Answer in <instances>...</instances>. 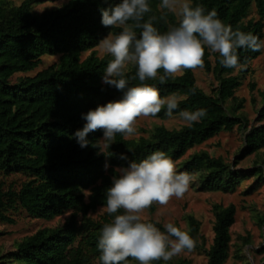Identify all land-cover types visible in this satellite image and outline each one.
Segmentation results:
<instances>
[{
    "label": "trees",
    "instance_id": "trees-1",
    "mask_svg": "<svg viewBox=\"0 0 264 264\" xmlns=\"http://www.w3.org/2000/svg\"><path fill=\"white\" fill-rule=\"evenodd\" d=\"M56 1L60 0H24L15 5L0 0V177L13 174L27 177L18 190H4L0 185V221L13 224L8 214L18 209L33 219L45 221L67 213L71 215L60 226L39 229L16 241L9 251L0 255V264H101L97 247L101 229L111 223L114 216L106 212L94 219L90 214L106 207L105 190L111 186L115 168L127 167L131 161L139 162L157 150L173 160L177 173L187 172L193 177L200 174L198 192L231 194L244 181L252 179L244 193L249 195L264 184V103L257 119L262 124L249 130V121L235 113L243 107L244 101L237 99L236 92L243 85L247 70L234 75L237 69L223 67L219 55L213 65V53L207 47L204 68L200 70L214 75L218 83L214 95H208L197 85L195 70L186 69L164 83H160L159 78L145 81L156 87L161 97L175 93L180 98L179 108L172 117L178 116L180 110L205 109L207 114L199 122L179 129L158 125L148 137L137 139H125L117 134L115 143L104 154H98L99 149L95 147L103 137V130H96L86 137L88 147L81 148L74 133L86 123L82 114L122 97L121 92L102 82L104 69L112 57H99L95 51L97 43L110 31L114 34L120 31L101 24V9L121 0L108 3L65 0L67 2L58 8L33 14L35 5ZM160 2L148 0L152 12L146 14L145 19L155 16L154 26L164 33L169 27L177 26L178 19L161 9ZM191 4L203 6L206 13L215 10L217 18L233 31L252 33L264 40V0H191ZM253 7L259 17L257 20L250 18ZM136 31L139 36L140 30ZM89 51L91 54L83 59V54ZM262 52L237 49L244 67ZM46 55L60 58L35 76L20 77L12 82L15 75L38 69ZM136 71L135 66L129 65L126 75L134 76ZM159 74L162 75L163 70ZM139 84L138 78L130 80V86ZM229 101L234 103L230 110L226 107ZM165 112L166 109H162L157 117L170 119ZM236 127L245 131L244 149L233 162L213 157L205 150L181 162L190 150ZM121 154L127 156V160L120 159ZM251 155L256 156L254 166L238 169L240 160ZM156 210L157 204L147 209L150 214ZM212 212L214 238L209 247L201 233V222L192 214L185 216L186 231L196 241L193 251L204 252L207 264H226L237 207L215 203ZM117 214H123V210ZM143 221L165 231L164 225L156 220ZM259 226L264 236V215L259 218ZM3 234L0 232V237ZM240 240L241 255L237 258L252 264L243 252L244 247L251 245V240L248 237ZM262 244L250 253L263 255L264 242ZM124 264L138 262L129 257ZM153 264H190V261L174 256L170 261H154Z\"/></svg>",
    "mask_w": 264,
    "mask_h": 264
},
{
    "label": "clouds",
    "instance_id": "clouds-1",
    "mask_svg": "<svg viewBox=\"0 0 264 264\" xmlns=\"http://www.w3.org/2000/svg\"><path fill=\"white\" fill-rule=\"evenodd\" d=\"M159 7L178 19V25L164 33L154 26L155 16L145 19L152 12L148 0H121L101 9V24L120 29L115 34L110 31L97 43L102 53L112 57L102 82L121 92L122 97L82 114L86 123L74 133L81 148L88 147L89 133L103 130L95 147L98 154H104L115 143L117 134L125 139L137 134L138 118H156L162 109L171 118L179 108L180 98L175 93L161 97L159 90L145 81L159 78L164 83L186 69H203L205 47L219 54L223 67L234 69L244 67L237 49L264 50V40L252 33L233 31L217 18L215 10L206 13L203 6L193 7L191 0H161ZM129 65L137 69L134 76L126 75ZM137 78L140 84L130 86V80ZM206 114L205 109L178 112L179 118L189 125ZM120 159L127 160V156L121 154ZM108 167L106 163L105 169ZM114 172L111 186L105 190V211L114 218L103 225L97 244L101 264H124L129 257L138 264L167 262L185 250L195 249L196 241L189 232L172 223L165 224L162 232L154 224L144 222L142 216L153 204L163 206L174 197L182 199L193 180L191 174L177 173L173 160L159 150L139 162H129L127 167H117ZM120 210L123 214H117Z\"/></svg>",
    "mask_w": 264,
    "mask_h": 264
},
{
    "label": "rangeland",
    "instance_id": "rangeland-1",
    "mask_svg": "<svg viewBox=\"0 0 264 264\" xmlns=\"http://www.w3.org/2000/svg\"><path fill=\"white\" fill-rule=\"evenodd\" d=\"M8 1L15 5H20L24 0ZM65 2L67 1L60 0L56 2L37 4L33 8V14L39 15L45 10L58 8ZM250 18H254L256 20L259 18L255 7L252 8ZM95 51L99 57L106 55L102 53L98 47ZM91 52L92 51L84 53L82 58L85 59L91 54ZM216 55L219 54L213 53L211 58L213 65L215 64ZM59 58V55H46L42 58V65L38 69L28 74H17L11 80L12 82H16L20 77L35 76L38 72L58 62ZM242 70H247V72L244 73V78L242 79L243 85L236 92V97L239 101L243 100L244 102L243 107L235 113L238 117H245L249 121L250 130L252 126L262 124L257 119L258 111L262 108L264 103V50L259 58L254 60L250 65L243 67L242 69H237L234 75H241ZM194 72L197 85L208 95H214L215 90L218 87V83L214 75L212 73H206L200 69H197ZM252 86H254V88H252ZM233 106L234 103L232 101H229L226 105L228 110L233 108ZM158 125L165 126L168 129H179L188 124L182 121L179 116L172 117L168 120H163L158 117H140L137 119L135 124L137 134L129 137L128 139H137L142 136L148 137L154 127ZM244 132L245 131L238 129L237 127L232 132H222L201 146L190 150L181 162L186 160L191 154L205 150L211 156L222 157L227 162L231 163L240 157L241 152L244 149ZM255 159V155L242 158L238 169L252 168L254 166ZM26 179L27 177L22 174L1 176L0 185L3 186L4 190H9L10 188L18 190ZM199 180L200 174L193 177L189 190L185 193L182 199L174 197L167 205L162 206L157 204V210L154 214H150L147 210H145L142 214L143 220L153 219L163 225L172 223L181 228V230L186 231L187 223L185 221V216L187 214H192L201 222V233L206 237L207 247H209L214 238L213 225L215 217L212 212V205L215 203L223 206L234 204L237 207V213L235 224L231 228L232 242L230 257L226 264H245L244 259L237 258V256L241 255V252L239 251L241 237H248L251 240V245L243 248V252L247 255L250 262L252 264H264V254L259 255L250 253V250L255 251L261 248L263 245L262 243L264 242L263 230L259 226V218L264 215V184L259 186L255 192L249 195H245L244 193L252 184V179L244 181L235 193H203L198 192L197 190ZM105 213V208H99L95 213H91L90 216L94 219H99ZM8 215L14 220V223H2L0 221V232L4 233L0 237V255L9 251L16 241L35 233L39 229L45 227L54 228L62 225L71 213H67L52 221L33 219L22 209L9 212ZM175 257L186 259L190 261V264H207L206 255L204 252L200 251H184Z\"/></svg>",
    "mask_w": 264,
    "mask_h": 264
}]
</instances>
